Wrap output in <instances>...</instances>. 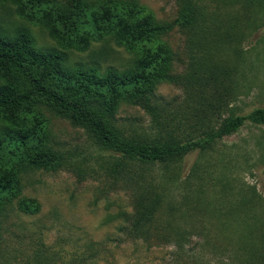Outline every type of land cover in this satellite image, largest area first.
I'll list each match as a JSON object with an SVG mask.
<instances>
[{
    "label": "rangeland",
    "instance_id": "obj_1",
    "mask_svg": "<svg viewBox=\"0 0 264 264\" xmlns=\"http://www.w3.org/2000/svg\"><path fill=\"white\" fill-rule=\"evenodd\" d=\"M186 3L201 12L195 15L200 28L177 22ZM102 5L104 0H95L92 9ZM108 5L126 22L146 17L169 27L156 37L169 53V77L155 82L150 92L117 100L113 123L125 133L152 138L164 128L181 136L214 126L213 110L200 105L213 101L216 91L223 97L220 117L264 107V0H109ZM0 25L9 32L25 27L37 47L55 45L42 26L18 16L10 0H0ZM103 43L85 51L67 49L68 63L88 61L90 50ZM106 45L107 56L97 58L101 67L129 65L133 53L110 40ZM214 65L230 68L228 80L222 79L229 89L200 85L205 81H198L201 69ZM42 120L47 145L67 151L80 170L37 165L18 175L19 190L3 202L0 215L3 264H242L247 223L243 208L230 214L229 205L254 190L259 200L253 214L264 217V125L245 122L214 139L204 153L188 151L162 171V176L172 173L173 184H163L159 171L147 173L145 182L169 189L172 208L157 212L147 233L136 235L130 222L132 185L104 173L94 160L101 152L80 128L47 111ZM194 164L206 184L198 202L184 201L191 191L180 183L186 177L195 183L189 175Z\"/></svg>",
    "mask_w": 264,
    "mask_h": 264
},
{
    "label": "trees",
    "instance_id": "obj_2",
    "mask_svg": "<svg viewBox=\"0 0 264 264\" xmlns=\"http://www.w3.org/2000/svg\"><path fill=\"white\" fill-rule=\"evenodd\" d=\"M10 1L18 16L42 26L55 45L37 47L25 27L17 26L9 32L0 25V215L3 202L19 190L20 173L37 165L48 169L76 165L80 170L67 151L47 145L42 120L45 111L80 128L89 144L101 152L94 160L104 173L132 185L130 222L136 235L147 233L157 212L172 208L169 189L151 179L145 182L147 173L159 171L163 184H173L172 173L162 176V171L175 166L188 151L196 148L204 153L214 139L236 131L245 122L264 125V107L220 117L223 97L216 91L213 101L200 105V109L213 110V117L218 119L214 126L181 136L164 128L152 138L127 134L113 123L117 100H131L144 90L150 92L155 82L169 77V53L156 42V37L168 30V24L146 17L126 22L122 14H113L109 0H104L105 6L93 9L95 0ZM186 4L177 22L200 28L195 15L201 12L191 3ZM108 40L133 53L129 65L121 69L100 66L97 58L107 56ZM94 42L104 43L90 50L88 61L68 63L67 49L85 51ZM229 75L230 68L214 65L201 69L198 81L204 79L206 82L200 85L205 86L209 82L223 85L226 90L230 85L222 83V79L228 80ZM127 87H131L128 93ZM198 169V164H194L189 171L195 180L194 188L187 177L180 183L191 191L182 196L184 201H199L207 178ZM257 200L259 196L251 190L229 205L230 214L231 210L243 208L247 223L242 264H264V217L255 216L252 209Z\"/></svg>",
    "mask_w": 264,
    "mask_h": 264
}]
</instances>
